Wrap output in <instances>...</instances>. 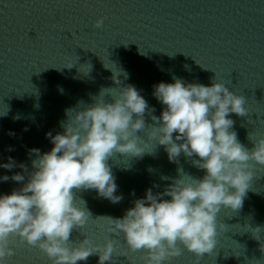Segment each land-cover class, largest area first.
<instances>
[{"label":"water","instance_id":"95a60500","mask_svg":"<svg viewBox=\"0 0 264 264\" xmlns=\"http://www.w3.org/2000/svg\"><path fill=\"white\" fill-rule=\"evenodd\" d=\"M98 19L101 28L94 27ZM174 77L206 86L215 78L243 95L248 114L229 118L235 122L231 131L251 150L264 137V0H0V165L12 157L32 171L36 157L29 150L50 152L54 145L46 134L62 133V122L72 123L94 97L103 99L98 97L103 89L117 96L133 85L149 105L145 129L136 133L143 156L116 153L107 161L122 201L114 204L92 189L75 191L76 206L91 216L73 229L71 247L86 239L101 246L112 240L110 264H146L144 250L133 252L121 231H109L114 226L106 218H122L150 188L163 192L181 177V169L195 179L206 174L194 164L198 157L181 153L171 162L151 138L158 126L152 115L160 117L165 107L153 95L154 86L174 83ZM111 95L105 101L112 102ZM69 109L76 110L67 117ZM250 163L254 176L242 207L221 208L217 245L199 264H264V166ZM16 172L23 169L0 167V177ZM22 186L0 181V196ZM9 247L15 254L3 264H52L18 235L9 237ZM197 259L184 248L165 264H197ZM98 260L96 254L77 264Z\"/></svg>","mask_w":264,"mask_h":264},{"label":"clouds","instance_id":"9594fccd","mask_svg":"<svg viewBox=\"0 0 264 264\" xmlns=\"http://www.w3.org/2000/svg\"><path fill=\"white\" fill-rule=\"evenodd\" d=\"M102 26L103 19H98L94 27ZM174 80L154 86L153 95L165 107L160 117L152 115L158 126L152 128L151 138L164 146L171 162H178L181 153L198 157L194 164L206 174L195 179L181 169V177L163 192L154 194L150 188L122 218H106L114 226L109 231H121L133 252L144 250L146 264H165L182 255L184 248L196 255L199 264V258L211 254L217 245L221 208L242 207L254 176L250 162L264 166V137L248 150L231 131L235 122L230 114H248L243 95L234 94L215 78L211 86ZM106 90L98 96L103 99L94 97L93 104L77 110L72 123L62 122V133L46 134L54 145L50 152L29 150L36 157L32 171L12 157L0 165L9 171L23 169V173L0 177L3 182H23L21 188L0 196V264L15 254L9 247L13 234L38 247L52 264H77L96 254L98 264L112 261V240L103 246L89 239L70 246L73 229L83 227L91 216L76 206L75 191L92 189L114 204L122 201L123 196L115 194L118 186L107 161L116 153L143 156L145 148L136 133L145 129L149 105L133 85L124 86L117 96ZM107 94L112 102L105 101ZM76 109L66 110L67 117Z\"/></svg>","mask_w":264,"mask_h":264}]
</instances>
